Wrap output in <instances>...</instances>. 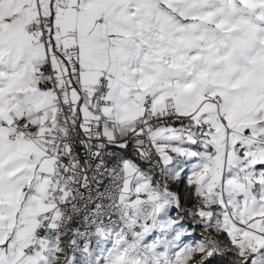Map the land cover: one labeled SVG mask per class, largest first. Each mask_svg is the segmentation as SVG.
I'll return each instance as SVG.
<instances>
[{
    "label": "snow or ice",
    "instance_id": "obj_1",
    "mask_svg": "<svg viewBox=\"0 0 264 264\" xmlns=\"http://www.w3.org/2000/svg\"><path fill=\"white\" fill-rule=\"evenodd\" d=\"M213 256L264 264V0H0V264Z\"/></svg>",
    "mask_w": 264,
    "mask_h": 264
},
{
    "label": "rangeland",
    "instance_id": "obj_2",
    "mask_svg": "<svg viewBox=\"0 0 264 264\" xmlns=\"http://www.w3.org/2000/svg\"><path fill=\"white\" fill-rule=\"evenodd\" d=\"M160 179V177L156 178ZM163 182V181H162ZM170 190L178 192L180 195V207L177 208L174 205L168 209V217L172 220L179 221L184 229H186L190 234L183 237L185 242H192L193 240L215 238L220 241H224V237L212 231H205L203 226L198 222L199 218L190 214L192 210V205L194 203L193 197L191 195V188L187 185V174L183 175L182 178L175 183L168 182ZM213 256L208 258L207 264H219V259H214ZM196 260L200 259V255L197 254ZM195 264V262H193Z\"/></svg>",
    "mask_w": 264,
    "mask_h": 264
},
{
    "label": "trees",
    "instance_id": "obj_3",
    "mask_svg": "<svg viewBox=\"0 0 264 264\" xmlns=\"http://www.w3.org/2000/svg\"><path fill=\"white\" fill-rule=\"evenodd\" d=\"M128 157L131 158V159H133V160H136L137 163H140L141 164V167L143 169L147 170V165H145V164L141 163L140 161H138L137 158H136V156L132 153V150L131 149L128 150ZM108 164H109V166H114L115 161L114 160H109L108 161ZM158 177L159 176H154L155 179L158 178ZM214 259L215 260L216 259H219V264H226V260H222L219 256L214 257Z\"/></svg>",
    "mask_w": 264,
    "mask_h": 264
},
{
    "label": "built area",
    "instance_id": "obj_4",
    "mask_svg": "<svg viewBox=\"0 0 264 264\" xmlns=\"http://www.w3.org/2000/svg\"><path fill=\"white\" fill-rule=\"evenodd\" d=\"M109 167H112V166H109ZM145 170V169H144ZM146 171V170H145ZM158 171V170H157ZM111 183V181L109 179H105L104 181V187H107L109 184ZM104 188H101V191H103ZM89 207H91V205H89ZM74 227L76 228H80L81 230H83V227L81 225V223L79 221H77L75 224H74Z\"/></svg>",
    "mask_w": 264,
    "mask_h": 264
}]
</instances>
